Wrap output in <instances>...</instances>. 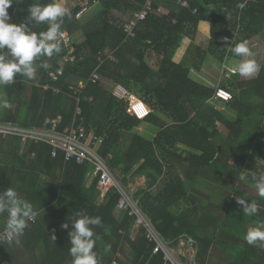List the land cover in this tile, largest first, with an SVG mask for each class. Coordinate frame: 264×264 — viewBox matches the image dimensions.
I'll return each mask as SVG.
<instances>
[{
    "label": "trees",
    "instance_id": "obj_1",
    "mask_svg": "<svg viewBox=\"0 0 264 264\" xmlns=\"http://www.w3.org/2000/svg\"><path fill=\"white\" fill-rule=\"evenodd\" d=\"M73 1L78 4L70 9L71 17L64 18L61 30L72 41L78 33L83 37L79 43L73 41L74 63L66 64L62 76L52 82L49 74L59 69L64 50L36 59L40 77L32 80L38 85L33 83L29 94L27 78L17 74L13 84L1 87L9 106L3 108L0 122L49 128L61 118L63 128L71 124L78 106L81 115L75 125H82L89 139H103L98 153L120 181L131 172L130 179H145V188L138 189L134 199L171 247H177L180 239H192L193 264H264V248L250 246L244 239L249 225L264 226V199L236 185L246 183L254 189L252 174H264V64L255 78L233 74L236 65L224 68L230 76L218 87L230 92L232 99L222 104L213 100V88L190 77V71H200L207 60L225 66L228 59H240L227 51L224 37L247 44L257 36L264 39V0H134L137 5L130 0H96L97 15L86 16L88 10L80 18L76 16L82 0ZM147 1L149 13L138 23L135 37L126 39L123 22L113 20L112 12L132 14ZM33 2L53 0H14L8 22H25ZM29 27L40 33L48 24ZM198 32L208 40L204 49L193 44ZM43 63L49 67H41ZM96 68L99 76L130 93L137 87L138 93L143 90L140 99L151 110L143 122L156 130L154 137L132 134L124 144V136L142 122L128 115L126 104L111 91L88 81ZM43 86L50 89L44 91ZM218 126L228 134H220ZM91 170L87 164L64 162L61 154L52 159L45 144L28 142L22 148L19 137L0 135V192L16 189L18 197L31 202L38 213L18 242L0 245V264H72L68 218L77 212L102 220L93 226L99 237L93 249L98 264H168L161 252L153 254L155 243L145 239L143 227L132 238L134 218L117 211L118 194L111 191L100 202L97 178L89 176L90 185H84ZM242 173L247 182L239 180ZM210 182L216 186L207 194L220 199L216 209L196 193L198 183L209 189ZM221 190L231 196L221 197ZM237 198L255 201L257 214L245 215ZM182 199L190 207L173 213L171 208ZM115 212L122 215L116 218ZM6 219V214L0 215V233ZM64 223L69 229L61 227Z\"/></svg>",
    "mask_w": 264,
    "mask_h": 264
},
{
    "label": "clouds",
    "instance_id": "obj_2",
    "mask_svg": "<svg viewBox=\"0 0 264 264\" xmlns=\"http://www.w3.org/2000/svg\"><path fill=\"white\" fill-rule=\"evenodd\" d=\"M13 2L14 0H0V87L13 84L17 74L28 80H34L37 71L34 61L40 57L51 58L54 54L61 52V27L64 18L71 17L68 7L64 6L60 0H53L47 4L33 2L27 9L28 15L25 22L9 23L8 9ZM44 23L48 24L47 30L40 33L32 31L29 27L30 24L35 26ZM209 38L212 39L211 32H209ZM223 40L228 45L227 51L234 57L253 56L247 41L234 42L232 39L229 42L227 37ZM40 66L45 69L49 67L47 63ZM259 70L260 66L254 59H241L232 69V73L250 78ZM8 106V100L0 97V108ZM239 180L247 182L248 177L242 173ZM251 180L258 197L264 199V174H252ZM236 201L242 206V212L245 215L257 214L259 206L255 201L249 202L243 198H237ZM4 214L7 219L5 229L0 233V243L6 242L9 245L19 241L29 222H35L38 215L33 204L28 200L20 199L17 190L12 187L0 192V215ZM68 220L71 226L68 231L70 243L68 254L72 258V264H98L97 254L93 249L99 237L93 231V226L101 225V218L77 212ZM61 227L69 229V223H64ZM244 239L250 246L264 248V228L248 229Z\"/></svg>",
    "mask_w": 264,
    "mask_h": 264
},
{
    "label": "built area",
    "instance_id": "obj_3",
    "mask_svg": "<svg viewBox=\"0 0 264 264\" xmlns=\"http://www.w3.org/2000/svg\"><path fill=\"white\" fill-rule=\"evenodd\" d=\"M91 1L92 0H82L81 3H79L81 10L77 14V18H80L89 10ZM96 3V0H94L93 5ZM181 5L186 6V3L183 2ZM149 11L150 2L147 1L140 11L133 12L129 19L122 23L123 31L127 35L126 39L131 40L135 37L134 30L138 23L145 20ZM60 45L65 53L59 61V69L56 72L49 74V79L52 82H56L58 78L62 76V69H64L66 64H73L75 61V48L73 46L72 38L63 30H61ZM108 58L112 59L111 56H108ZM99 61L100 64H102V61ZM97 69L98 68H96V70L90 75L88 80L93 84L99 81L100 76L97 73ZM36 85H38V83H36ZM83 87L84 86H79V89ZM112 88V96L126 104V112L128 115L138 121H144L149 117L151 110L141 99L132 95L122 86L114 85ZM42 89L47 91L50 88L48 86H43ZM53 90L55 93L58 92L56 89ZM214 91L213 100L217 103L220 102L219 104L227 103L232 99L231 93L227 90L221 89L217 86ZM80 115L81 111L78 106H76L71 124L63 128H61V118L53 120L49 128H25L12 123L0 122V135L3 138L19 137L22 148H24L28 142L45 144L50 147V155L52 159L57 158L58 155L61 154L64 158V162L73 161L77 165H89L92 170L89 171L87 176H90L92 179L97 178L96 190L99 194L100 202L104 201L107 195L113 191L119 195L116 205L117 211L126 213L128 217L134 218L135 225L133 237H135L140 228L143 227L145 229V239L149 243H155L153 254L161 252L163 255V261L168 264H184L182 259H180L173 251L176 247H171L168 242L164 241L160 234L156 232L150 221L140 211L137 205V200L134 199L133 190L128 189L120 181L108 166L107 159L99 155L98 150L103 139L96 136L89 139L86 134V129L82 125H75V122ZM33 156L34 155H32V157ZM1 244L3 243H0V245ZM185 245L195 251L192 239H180L177 246ZM194 258L195 254L192 259L188 260L189 263L193 264Z\"/></svg>",
    "mask_w": 264,
    "mask_h": 264
},
{
    "label": "rangeland",
    "instance_id": "obj_4",
    "mask_svg": "<svg viewBox=\"0 0 264 264\" xmlns=\"http://www.w3.org/2000/svg\"><path fill=\"white\" fill-rule=\"evenodd\" d=\"M132 1L133 5H137V3L134 1V0H130ZM65 4V2L63 3V5ZM98 4L97 5H94L92 6L89 11L87 12L86 16H90V15H97L98 13ZM123 6V5H122ZM209 9H212V7H208ZM125 9V7H124ZM131 15V11L129 10H125L124 13H118V12H115L113 11L112 12V15H111V18L115 21H119L120 23L122 22H125ZM83 40V37L81 35V33H78L77 35L73 36V41L76 42V43H79ZM248 47L250 48V50L252 51L253 53V56L252 57H244V58H240L239 60L235 61L233 59H228L227 60V64L224 66L223 64H213L212 66H206L204 67L205 69L201 72V74H199V78L201 79H205L203 81V84H206L207 86H210L211 88L215 89L217 86H219L220 84H224L226 82H228V79H229V73H227V71H224V68L228 67V66H233V65H236L241 59H254L257 64L260 66L261 62L263 63V56H264V39L263 37L261 36H257V37H254L252 38L249 43L247 44ZM107 54H109V50L107 51ZM154 61H151V63L154 64ZM214 62V61H212ZM215 63V62H214ZM34 64L37 66V71L35 73V78H39L40 77V71H39V68H38V65L37 63H35L34 61ZM152 65V64H151ZM194 71V70H193ZM193 75H196V74H193ZM257 76L254 75L252 76L251 78H255ZM204 77V78H203ZM28 84H26V88H27V92L26 94H29L30 93V88L32 86V84L36 83V82H32V80H28ZM99 84L102 88H106V90L108 88H110V84H112L110 82V84L108 83L107 79H105L104 77L100 76L99 77ZM109 84V85H108ZM110 86V87H108ZM140 89V87H137L135 88L134 91H131V93L133 95H135V97H137L138 99H140L141 97V94L140 92L142 93L143 90H140V92L138 93L137 90ZM23 91L25 92V88L23 86ZM0 97H5V93L4 91L2 90V88L0 87ZM213 104V103H212ZM217 108H218V105H216ZM219 109V108H218ZM4 109L3 108H0V115H1V112L3 111ZM220 110V109H219ZM221 111V110H220ZM143 128L146 129V131L150 132L151 130H149V128L151 127H148L146 126L144 123H143ZM218 129L220 131V134L226 136L228 134L227 130H225L223 128V126H218ZM153 130V129H152ZM126 144L128 143V139L126 140L125 142ZM179 149H182L181 147H179ZM230 163H232V161H230ZM264 166V165H263ZM238 168H241L242 170H244V165H237ZM181 172V171H180ZM182 173V172H181ZM132 172L126 177L127 180H124V185L128 188V189H132L133 190V194L138 190V189H144L145 188V179L144 178H135V179H130V176H131ZM121 177V176H120ZM122 178V177H121ZM87 185L90 184V182L88 181L86 183ZM238 185V187H240L244 192H246L247 194L249 195H253V196H256L257 193L256 191L251 187L249 186L248 184L244 183L243 185H240V184H236ZM134 186V187H133ZM208 187H210L209 189L206 188L205 191H197V196L206 200L208 202V204L210 205L211 208H217V207H220L219 206V202H220V199L219 198H215V197H212L210 196L209 192H213L215 190V186L216 184L215 183H212L210 182L209 184H207ZM203 189V188H202ZM196 196V195H195ZM230 197L231 196V193L225 191V190H221V197ZM22 197V196H21ZM20 197V198H21ZM98 199L100 200V197H98ZM237 202V201H236ZM218 205V206H217ZM189 206V202L185 199H182L178 202L177 205H174L172 208H171V211L173 213H178L182 210H186ZM122 215V214H121ZM116 216H118L116 214ZM119 217V216H118ZM252 227H264L263 225L261 224H252V225H249L247 228H246V231ZM133 238V236H132ZM175 252V254L182 260H184V264H191L189 263L188 260L192 259L194 257V254H195V251L193 249H191L190 247L188 246H177L176 248H174L173 250ZM213 262H216L218 263L219 260L217 258H213L212 259Z\"/></svg>",
    "mask_w": 264,
    "mask_h": 264
},
{
    "label": "crops",
    "instance_id": "obj_5",
    "mask_svg": "<svg viewBox=\"0 0 264 264\" xmlns=\"http://www.w3.org/2000/svg\"><path fill=\"white\" fill-rule=\"evenodd\" d=\"M61 3H64L65 2V4H64V6H66V7H68L69 9H73L77 4H78V2H75V1H73V0H62V1H60ZM9 17H10V15H9ZM207 43H208V40H207V38H206V36L205 35H203L202 33H197L196 35H195V38H194V42H193V44L194 45H196L197 47H200V48H202V49H204V48H206V46H207ZM213 64H217V63H214V62H212L211 60H207L206 62H205V64L201 67V70L200 71H196V70H191L190 71V77L192 78V80H194V81H196V82H198V83H200V84H203V81L205 80V79H200L198 76H199V74H201V72L205 69L204 67H206V66H212ZM38 65V64H37ZM193 74H196V75H193ZM204 78V77H203ZM35 79H37V78H35ZM107 81H108V79H107ZM108 83L110 84V81H108ZM108 84V85H109ZM111 86V87H110ZM110 86H108V87H110V88H108L107 90L108 91H112V87L114 86L113 84H110ZM104 89L106 90V88L104 87ZM132 94V93H131ZM133 95V94H132ZM143 123L144 122H142V123H140V125H138L136 128H134L133 130H131L128 134H126L125 136H124V142H126V140L127 139H129L130 137H131V135L132 134H136V135H140L141 137H143V138H146V137H148V138H152V137H154L155 136V133H156V130L155 129H153L152 130V127L151 128H149V130H151L150 132H148V131H146V129H144L143 128ZM145 124V123H144ZM125 145H127L126 143H124ZM142 179V178H141ZM91 178H89V177H86L85 178V181H84V185L85 186H89V185H87L86 183L89 181L90 183H91ZM134 187V186H133ZM198 188H199V191L200 190H204L205 191V189L206 188H204V186L203 185H201L200 183H198ZM203 188V189H202ZM116 214L118 215V216H121V215H119L117 212H115L114 213V216L117 218L118 216H116ZM26 255L25 254H23L22 255V259L24 260V259H26Z\"/></svg>",
    "mask_w": 264,
    "mask_h": 264
}]
</instances>
